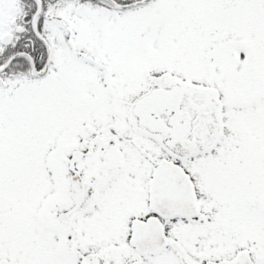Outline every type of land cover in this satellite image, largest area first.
<instances>
[{
	"label": "snow or ice",
	"instance_id": "obj_1",
	"mask_svg": "<svg viewBox=\"0 0 264 264\" xmlns=\"http://www.w3.org/2000/svg\"><path fill=\"white\" fill-rule=\"evenodd\" d=\"M0 264H264V0H0Z\"/></svg>",
	"mask_w": 264,
	"mask_h": 264
}]
</instances>
